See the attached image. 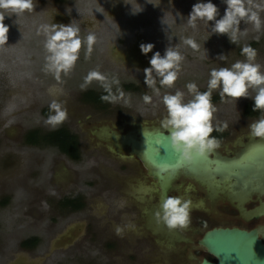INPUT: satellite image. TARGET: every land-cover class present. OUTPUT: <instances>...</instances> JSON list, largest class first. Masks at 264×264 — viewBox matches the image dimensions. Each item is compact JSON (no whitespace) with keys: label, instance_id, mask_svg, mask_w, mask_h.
I'll list each match as a JSON object with an SVG mask.
<instances>
[{"label":"flooded vegetation","instance_id":"flooded-vegetation-1","mask_svg":"<svg viewBox=\"0 0 264 264\" xmlns=\"http://www.w3.org/2000/svg\"><path fill=\"white\" fill-rule=\"evenodd\" d=\"M81 1H86L91 7L84 8L89 15L81 17L84 23L79 24L80 35L83 37L92 32L97 39L90 59H85L86 46L82 45L78 61L90 62L92 69L99 66V70L103 67L113 74L119 72L121 76L118 78L122 79L120 85L124 92H146L140 71L150 66L149 59L154 52L160 51L163 55L169 44L168 35L172 37L171 44L178 47L185 57L177 81L201 83L199 88L205 91L203 82L207 79L204 75L209 77L207 70L202 72L203 69L199 67L191 69L185 63L189 65L190 62H196L198 66L205 64L206 68L208 64L211 68L226 65L225 61L216 59L218 54L223 53L220 35H211L206 30V25L201 23H197L194 30L187 26V18L184 21L173 17L181 12L187 14L189 8L188 12L191 11L190 4L177 6L174 2L170 3L154 19L153 14L150 17L146 14V20H152L145 23V19L140 17L144 12L140 0ZM34 2L35 9L46 6L43 0ZM53 15L52 23L66 25L68 20H72L71 16L61 10L55 11ZM168 17L171 18L167 20ZM148 32L150 35L145 38L143 35ZM185 36H192L196 40L200 45L199 51L182 43ZM8 37L7 45L1 47L5 49L6 55L0 57V75L5 72L9 78L13 77L16 66L18 77H26L23 80L24 86L28 82L24 96L16 95L23 102L20 111L22 114L24 111L22 122L27 126L24 133L22 134L21 129L20 133L25 150L37 155L35 162L30 165L35 168L32 181H36L35 176L39 173V181L35 184L44 192L39 196L38 206L43 209L39 214L40 219L34 214L36 222H41V233H33L22 239V248L17 252L19 257H9V262L39 264L36 260L41 256L53 257L54 253H58L56 250L69 248L75 255L90 256L93 251H99L101 259L106 255L110 257L107 251H103L98 236L92 230L93 223L97 222L99 225L104 221L124 226L129 221L134 223L135 229H129L134 241L129 240L126 228L123 239L126 243H135L140 249L145 241H150L147 250L149 256L145 255L153 261L152 264H202L205 259L220 263V257L201 243L212 231L233 228L246 232L256 230L258 237L264 242V140L253 138L243 131L249 122L260 115L259 112L252 111L254 101L251 98H247L242 107L237 108L243 115L239 123L238 114L225 117L219 112L221 116L214 119V125L216 121H226L228 128L222 133H212L222 144L209 159L190 166H173L162 172L158 167L161 165L150 159L157 161L158 151L146 149L149 147L148 143H161L164 138H168L160 125V120L166 114L156 112L155 116L147 119L131 121L120 118L121 122L116 124L110 121V116L113 112H118V106H124L123 102H102L100 97L107 94L102 87L88 88L80 92V97L74 98L76 87L65 85L68 77L62 76V82L57 84L56 89L59 90L60 99L73 105V108L67 107L74 112L68 109V119L58 130H51L44 124L49 114L48 97L54 98L49 91L53 86L48 91L45 87V73L41 64L44 63V49L33 43L32 45L31 42L36 40H31L30 35L8 34ZM141 43H153L155 47L152 52L144 55L139 48ZM35 49L41 52V60L37 58L40 54ZM34 52L37 60L33 61L37 63L30 67L29 57ZM205 53H214L213 61L207 59ZM98 55L107 58L105 65L101 64L104 61H100ZM3 59L6 61V68L3 66ZM73 70L77 72L75 67ZM88 72L83 70L79 75L84 77ZM75 83L76 81L71 84ZM157 86L159 87V83ZM62 89L65 92L62 93ZM20 90L17 89V93ZM5 92L12 98L15 96L13 89ZM212 102L218 110L221 99L216 91L212 94ZM77 108L79 112L76 111ZM101 115L103 123H95L90 119ZM84 116L90 120H85ZM22 122L18 125L21 126ZM13 155L15 154L8 155L9 164L18 162ZM256 165L258 167L253 170ZM21 188L31 189L28 185H21ZM166 195H179L192 201L191 227L184 232H170L163 225L158 226L154 220V213ZM28 196L31 200L28 204L35 206L33 197L30 194ZM96 199L106 206L105 212H96ZM13 200L12 194L5 195L1 191L0 209L8 208ZM32 211H36V208ZM125 218H129V221ZM201 221H207L206 228ZM47 222L54 227L52 233L44 226ZM50 233L49 238L44 237ZM123 239H120V251H127L130 245L124 244ZM1 242L4 240H0ZM51 242L53 246L50 247ZM151 244L157 251H152ZM159 247L165 252L162 258L159 257ZM9 248L10 246L3 251L7 252ZM37 249L40 251L39 256L37 254L30 262L20 253H31ZM129 255L135 259V253L130 252ZM2 262L7 264L4 260L0 264Z\"/></svg>","mask_w":264,"mask_h":264},{"label":"clouds","instance_id":"clouds-1","mask_svg":"<svg viewBox=\"0 0 264 264\" xmlns=\"http://www.w3.org/2000/svg\"><path fill=\"white\" fill-rule=\"evenodd\" d=\"M226 5L223 15L212 0H198L192 5L187 16V26L196 29L197 21L202 20L210 25V33L227 35L229 42L240 44L242 37L248 35L247 29L241 30L240 25L251 24L253 30L260 33L264 29V0H221ZM36 8L34 0H0V47L7 45L9 26L4 23L5 17L15 15L19 18L25 13H32ZM219 17V18H218ZM16 22V21H15ZM37 35H43V49L45 52L42 71L50 74L57 82H61L62 74L67 75L76 65L80 57L82 45L86 46L85 59H90L96 36L89 32L86 36L80 35V26L70 24L48 23L37 28ZM163 55L160 51L153 53L149 59V67L143 69L144 84L152 92L160 96L161 89H165L162 103L166 108V115L160 120L161 128L167 133L170 147L177 154L176 167L192 165L197 160L209 159L222 141L213 136L214 131L224 132L228 128L226 121H213L217 107L212 102V94L218 91L221 102H230L240 98H251L254 101L253 112H259L258 118L248 124L249 134L253 138L264 140V70L256 62L257 50L250 44L241 47V55L245 59H237L230 66L212 67L209 71L207 89L201 91L195 81L185 84L190 99L185 101V93L175 88L176 81L182 71V62L185 57L180 49L171 44L172 37L167 36ZM259 41V36L255 37ZM182 43L194 51H199L200 45L192 36L182 38ZM153 43L139 45L142 54L152 52ZM219 61H227L228 56L220 53L216 57ZM98 81L106 95L100 97L102 102L129 105L130 96L123 91L117 76H108L99 71V66L90 70L80 84L82 91L87 90L93 81ZM159 83V87L157 86ZM115 86V91H113ZM254 92L255 95H250ZM54 97L48 104L49 114L44 124L51 130L58 128L68 119L67 101L60 99L59 90H49ZM145 104L152 102V96L142 95ZM160 171H167L171 165L158 166ZM192 201L179 195H166L154 213L156 224L163 225L168 231L184 232L191 227ZM207 227V221H201ZM125 228L135 229L136 225L129 221ZM124 229L117 227L116 234L122 236Z\"/></svg>","mask_w":264,"mask_h":264},{"label":"rangeland","instance_id":"rangeland-1","mask_svg":"<svg viewBox=\"0 0 264 264\" xmlns=\"http://www.w3.org/2000/svg\"><path fill=\"white\" fill-rule=\"evenodd\" d=\"M46 3L45 8H38L34 9L32 13H25L21 15L19 18H17L15 15L8 17H5L4 23L9 26V35L16 36V35H22L25 36V34L28 36L30 35L31 40L35 39L36 42H31V44H35L36 47L43 48V35H37V28L41 24H48L52 23V19L54 17L53 13L57 10H61L65 13H67L69 16L72 17V20H68L66 23L73 25H78L80 23H84L81 21L82 16L89 15L88 10L85 11V7L89 6L87 5L86 1L81 0H43ZM142 2L141 9H143V15L140 16L143 19H145V23L151 22L152 19H154L158 12L160 10H163L168 4L173 3L177 6H183L186 5L189 7H192V5L195 3V0H140ZM203 2H207V0H203ZM214 4H216L220 10L221 16L224 13V10L226 8V5L221 2V0H212ZM190 9V8H189ZM188 9V10H189ZM186 12H181L173 17L180 18L181 20H186L188 14ZM150 17L151 14H153V17L151 20H146L147 16ZM263 15L264 20V12H261ZM171 18L168 17L167 20ZM219 18V17H218ZM16 21V22H15ZM115 22V21H110ZM197 23H201L204 26L206 25V30L210 31V25L213 22L206 23L205 21L198 20ZM66 24V25H67ZM209 27V28H208ZM241 30L247 29L248 35L246 37H242L240 40L239 45H235L229 42V39L227 35H220L223 45V50H221L224 54L228 56L227 61H225V66H230L232 63H234L237 59L243 60L245 59L244 56L241 55V47L244 44H250L251 47L257 50V57L256 62L260 63L262 65V70H264V29L260 33H257L253 30V26L251 24H244L243 22L240 25ZM100 30H97L99 32ZM96 32V33H97ZM150 35L148 32L146 35H143L145 38H147ZM259 36V41L255 39V37ZM24 43V42H23ZM32 44V45H33ZM11 49V48H10ZM39 53L40 56L37 57V54ZM35 52L29 57L30 67L37 63L36 57L41 60V52L37 51L35 49ZM5 54V49H2L0 47V57H3ZM45 55V54H44ZM44 55H43V61H44ZM207 59H211L213 61V57L215 56L214 53L204 54ZM97 57V56H96ZM98 59L100 61H104L101 64L105 65V61L107 58L98 55ZM96 61L97 58H96ZM110 62V60L108 61ZM43 65V63H41ZM112 64V63H111ZM110 66V64H108ZM200 66L196 65V62H190V64H186V67H190L193 69L194 67H199L200 69H203L202 72L209 73L211 69V65L208 64V68H206L205 64H199ZM3 66L6 68V61L3 59ZM75 68L77 69V72L75 70H71L67 75L62 74L63 77L67 76L68 79L65 80V85L71 86V88L76 87V95L74 98L80 97V92L82 90L80 89V84L83 82V77L79 75L80 71H90L91 63L90 62H84L83 60L76 62ZM16 66H14V76L9 78L7 74L4 72L0 75V192L2 191L3 194L9 195L12 194L14 200L6 209H0V240H4V242L0 243V261L4 260L7 264H12L13 262H9V257L11 259H15V257H19V254L17 252L21 250L22 248L20 246L22 239H25L30 234L33 233H41V222H36V220L40 219L39 214L42 208L38 206L39 203V196L40 194H44L42 190H40L39 185L35 182L39 181V173L35 176L36 181L33 182V173L35 168L30 167L36 160V154L32 155L29 153L28 150H25L26 147H24L23 144V137L20 133V129L22 131V134L24 133L25 129H27V126L25 122L23 121V114L20 111V109L23 108V102L18 99L17 96H24L25 90L28 88V82L25 83L23 80H25V76L18 77V70L15 71ZM102 70H99L100 72L108 75V76H121L119 72L113 74L112 72L106 71L103 67H101ZM113 69V68H112ZM118 68H115L117 70ZM206 69V70H205ZM118 71V70H117ZM29 72V71H28ZM108 72V74H107ZM142 74V80L144 81V73L143 70L140 71ZM61 76V77H62ZM207 79L203 82V88L207 89ZM40 77V76H39ZM45 77V87L48 91L51 86L53 88H58V83L50 74L46 75ZM79 77V78H77ZM191 77V76H190ZM43 78V77H42ZM63 79V78H61ZM192 78H190L191 80ZM12 80V83L10 82ZM120 84L122 82V79H120ZM69 81V82H68ZM75 83V85L71 83ZM189 80H182V81H176L175 88L171 89L170 91L174 92L176 89H179L185 93V101L190 99V95L187 93V89L185 88V83H187ZM62 82V81H61ZM201 84V83H200ZM200 84H197L198 87ZM146 88L147 86L144 85ZM24 87V89H23ZM92 87H101L100 83L92 82L91 85L88 88ZM87 88V89H88ZM8 89L15 90V96L13 98L11 95H8L6 91ZM17 89H21L17 93ZM165 90H161V95L157 96L155 95L151 89H146V92H135L133 90L126 91L125 94L130 96V103L129 105L124 106H118L119 109L118 112H113L110 116V121L115 122L116 124L118 122H121V119H127L131 121L132 119H147L149 117L155 116L156 112L158 113H164L166 114L165 106L162 103V96L164 94ZM218 93V91H216ZM148 94L152 96V102L149 104H145L142 100V95ZM255 94L254 92H251L250 95ZM17 95V96H16ZM51 97H48V100L51 101ZM247 98H240L237 101L231 100L230 102H220L217 110V114H214V117L216 118L218 115L221 116V114L225 117L232 116L233 114H238V123L240 122V119L243 117L239 110L237 108H241L244 104L245 100ZM48 104V102L46 103ZM71 106L73 108V105L69 102H67L66 107ZM84 108V107H83ZM82 108V109H83ZM70 111L73 109H70L67 107ZM79 112L78 108L76 110ZM74 112V111H73ZM221 114H220V113ZM28 115V113H25ZM81 114V112H80ZM25 117V116H24ZM85 120L92 119L95 121V123H103L102 115L98 118H88L83 117ZM19 122H22L21 126L18 125ZM18 125V126H17ZM240 125V124H239ZM20 127V128H19ZM244 132L249 133L248 127H244ZM149 148H151V143H148ZM15 156L16 160L18 162H14L12 164H9L7 158L8 155ZM29 164L27 165V163ZM201 162V160H197L195 163ZM32 168V169H30ZM33 170V172H32ZM21 185H28L31 187V189L27 188H21ZM31 195L34 199V205L31 206V204L28 202L31 201L30 197L28 195ZM50 200V199H49ZM54 200V199H52ZM41 203V201H40ZM97 203V213H102L106 211V206L101 205L102 203L100 200L96 199ZM47 206H50V201H48ZM30 207V208H27ZM36 208V211H32ZM43 211V209H42ZM34 212V213H33ZM34 214L36 215L37 219L34 217ZM49 215V213H47ZM26 218H25V217ZM127 222L129 221V218H125ZM37 224V226H36ZM47 230H49L51 233L54 230V227H52L51 223L47 222V225H44ZM125 228L122 224H116V222H112V225L104 221V223H98L95 222L92 225V230L95 231V234L98 236L100 245L103 246V251L108 252L104 259H101V254L99 251H93L90 256L88 255H75L73 251L71 252V249H59L56 250L58 253H54L52 256H41L40 259L37 257L39 264H60L61 262L66 264H152L153 262L150 258H148L145 254L148 255V247L150 241H145L143 243L142 249L137 247L135 243H126L123 238L124 234L122 236H118L116 234V228ZM127 232L129 234V240L134 241L133 236L130 233L129 228H126ZM50 234L44 236L46 238L50 237ZM124 233V231H123ZM55 233H53V236ZM120 239L124 240V244L130 245L127 249V251H120ZM10 246L9 250L7 252H4V248ZM53 246L52 242L50 243V247ZM67 247V246H66ZM65 247V248H66ZM152 251L154 250V245L151 244ZM159 257L162 258V255H165V252L162 251V248L159 247ZM143 251V252H142ZM39 249L35 251H31V253H28L26 251L20 252L26 257V260L28 262L32 261V258H36L37 254L39 253ZM130 252L135 253V259L131 258L129 255ZM17 254V255H16ZM39 256V254H38ZM149 256V255H148ZM7 258V259H6ZM6 259V260H5ZM17 262V261H15ZM1 264H5L2 262Z\"/></svg>","mask_w":264,"mask_h":264},{"label":"water","instance_id":"water-1","mask_svg":"<svg viewBox=\"0 0 264 264\" xmlns=\"http://www.w3.org/2000/svg\"><path fill=\"white\" fill-rule=\"evenodd\" d=\"M158 151L157 161L150 158L159 165L169 164L172 167L177 165L178 156L171 149L169 138L163 142L151 144V148ZM207 234L201 243L206 245L213 253L220 257L218 264H264V242L258 237L256 230L246 232L239 228L231 230L224 229L212 231ZM202 264H216L205 259Z\"/></svg>","mask_w":264,"mask_h":264},{"label":"bare ground","instance_id":"bare-ground-1","mask_svg":"<svg viewBox=\"0 0 264 264\" xmlns=\"http://www.w3.org/2000/svg\"><path fill=\"white\" fill-rule=\"evenodd\" d=\"M261 19H263V15H262V14H261ZM208 28H209V27H208ZM61 92L63 93V92H65V90L62 89ZM257 165H258V164H257ZM257 165L255 166V169H253V170H256V168L258 167Z\"/></svg>","mask_w":264,"mask_h":264},{"label":"trees","instance_id":"trees-1","mask_svg":"<svg viewBox=\"0 0 264 264\" xmlns=\"http://www.w3.org/2000/svg\"><path fill=\"white\" fill-rule=\"evenodd\" d=\"M253 105H254V103H253ZM247 112H249L248 110H247ZM29 243V242H28Z\"/></svg>","mask_w":264,"mask_h":264}]
</instances>
